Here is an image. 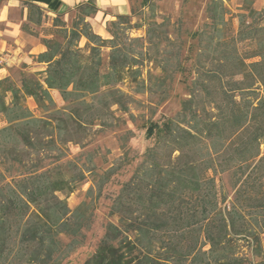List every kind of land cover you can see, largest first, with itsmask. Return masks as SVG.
<instances>
[{"label": "trees", "instance_id": "16d2710c", "mask_svg": "<svg viewBox=\"0 0 264 264\" xmlns=\"http://www.w3.org/2000/svg\"><path fill=\"white\" fill-rule=\"evenodd\" d=\"M132 2L129 14L106 22L109 37L95 33L87 19L97 12L93 4L77 5L70 27L58 13L36 58L45 64L44 77L27 72L17 83L0 79L6 122L0 128V264H60L83 242L90 205L70 209L58 195L72 192L85 175L63 160L62 145L72 141L76 125L101 121L112 106L126 112L130 96L118 85L138 82L145 63L152 64L148 79L157 81L160 101L168 98L181 69L177 52L164 55L163 44L172 42L164 23L131 22ZM205 5V21L190 33L198 51L188 98L175 116L148 126L155 141L109 206L117 222L108 221L82 264H245L236 244L251 237L264 264V8L238 14L233 33L224 0ZM23 6L22 26L31 33L28 24L38 26L48 14L30 2ZM142 28L144 37L129 35ZM50 90L65 107H56ZM27 98L46 116L34 115ZM50 148L61 154L44 164ZM222 173L233 179L225 206L215 177Z\"/></svg>", "mask_w": 264, "mask_h": 264}, {"label": "rangeland", "instance_id": "374dc122", "mask_svg": "<svg viewBox=\"0 0 264 264\" xmlns=\"http://www.w3.org/2000/svg\"><path fill=\"white\" fill-rule=\"evenodd\" d=\"M209 0H135L132 2L134 13L132 23H143L146 20L164 23L167 27L172 42L164 43V55L169 56L170 52H177V61L180 64V72L174 74V79L169 85V96L166 100L160 101V93L154 85L157 81H149V68L152 64L145 63L142 75L138 82L125 80L120 83L119 88L130 97L127 103V111L124 112L117 106L110 107L106 118L95 121L93 124H85L84 127L76 125L71 130L72 141L62 145L65 156L63 160H71L78 167L84 169L85 175L78 186L72 192L58 193L61 198H65L70 209H74L81 202L85 201L93 211L92 222L89 228L83 230V242L61 260L60 264H82L87 258L93 255L98 245L108 221L116 223L117 217L110 214L109 206L111 200L117 195L122 184L132 176L134 170L141 161L146 149L155 141V133L149 134V125L161 123L166 118H171L180 110L182 100L188 98V88L194 79L193 60L198 51L196 41L190 33L197 30L205 21V7ZM227 8L226 19L231 22V31L234 33L238 27V14L246 11L251 6L256 11L264 8V0H224ZM23 8V7H22ZM28 14V12H27ZM75 10L63 15V20L70 27ZM52 17L47 15L40 25L28 24L31 33L24 31L23 24L26 18L15 16L24 34L31 36L42 43L44 37H51L54 32ZM96 33L95 29L92 27ZM130 36L144 37V28L131 29ZM105 37H109V34ZM86 40L81 39L79 45L84 46ZM15 46V43L9 44ZM4 50L0 54V66L6 62ZM37 55L31 56L33 62H37ZM174 60V59H173ZM41 64V63H39ZM43 64V63H42ZM32 67V64L16 62L14 65L6 66L7 75L17 83L22 73L35 72L42 79L44 77L45 64ZM151 74L155 75L158 70L151 69ZM5 77V76H4ZM3 79V78H1ZM151 86V91L148 90ZM57 108L66 106V102L58 91L50 90ZM88 101L91 96L86 98ZM95 101V100H94ZM26 105L34 115L46 116V114L36 105L33 98H27ZM6 122L0 115V128ZM61 147V145L58 144ZM59 147V148H60ZM261 154H264V141L260 145ZM61 153L57 149H48L45 153L44 164L56 159ZM62 160V161H63ZM90 169V171H86ZM218 190L225 196L221 202L222 206L232 200L234 190L233 179L228 173L216 175ZM107 180V181H106ZM101 187L99 193V187ZM65 243L68 239L61 237ZM264 243V237H261ZM239 254L243 256L245 264H261L258 257L257 242L254 238H242L237 241ZM207 249V248H204Z\"/></svg>", "mask_w": 264, "mask_h": 264}, {"label": "crops", "instance_id": "0c3cea01", "mask_svg": "<svg viewBox=\"0 0 264 264\" xmlns=\"http://www.w3.org/2000/svg\"><path fill=\"white\" fill-rule=\"evenodd\" d=\"M29 2L49 16L68 14L80 4H93L97 12L87 19L96 33L105 37L108 35L106 22L114 20L119 14H129L132 0H0V54L4 50L8 51L5 58L7 63L0 66V79L7 75L5 67L16 62L32 64L35 69H38V66L44 69L43 64L33 62L31 56L42 53L45 46L39 40L24 34L20 25L13 19L15 16L26 18L27 10L23 4ZM11 43H15V46L11 47Z\"/></svg>", "mask_w": 264, "mask_h": 264}]
</instances>
